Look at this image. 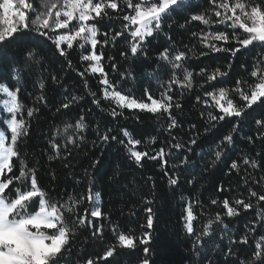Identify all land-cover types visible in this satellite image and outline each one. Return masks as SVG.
<instances>
[{
    "label": "trees",
    "instance_id": "trees-1",
    "mask_svg": "<svg viewBox=\"0 0 264 264\" xmlns=\"http://www.w3.org/2000/svg\"><path fill=\"white\" fill-rule=\"evenodd\" d=\"M30 2L34 3L30 19H34L57 0ZM117 2L119 4V0ZM186 2L189 6L171 14L164 21L162 30L147 38L135 57L130 52L133 42L131 28L125 30L124 24L127 22L123 21V15L132 14V9L126 5L122 6L123 11L107 9L108 16L89 22L95 23L98 29L97 38L101 43L96 51L97 54L103 53L101 66L107 78L122 94L149 103L146 89L153 98L161 99V93L168 87L174 71L179 80H183L185 68L193 73L191 89L172 85L170 94L173 96V107L169 111L176 118L177 126L171 129L169 115L163 110L154 114L138 109H121L114 101L104 98L105 85L100 83L103 76L89 70L91 62L81 60L82 55L92 51L90 45L82 49V42H74L71 50L67 49V45H62L67 53L62 57L47 38L35 33L31 39L19 37L8 45V55L18 60L15 65L20 71L18 80L10 74L14 62L0 58V83H6L10 90L20 89L18 100L23 107L18 118L22 116L29 128L27 135L20 138L16 145L18 157L13 158L14 172L19 174L23 161L26 167L36 170L39 186L47 192L50 201L59 204L68 201L69 196L77 201L83 197L73 214L67 216L70 222L76 216L85 215L87 209L88 218L94 221V225L104 226L101 238L93 236V228L79 227L70 238L59 264H86L89 258L97 260V264H140L145 258L144 245L137 240L135 249H124L119 246L117 236L124 232L141 237L147 231L141 225H146L145 208L149 206L154 215V240L149 245L151 253L148 258L155 259L157 264L170 258L169 249L175 252V259L182 260L183 264H241L251 259L257 241L264 237V219L258 214H264V201L258 202L256 197L250 196L249 191L264 194V137L261 136L264 128H258L255 123L256 119L264 117V110L258 106V102L248 110L247 116L210 121L208 112L216 116L223 113L211 97L205 96V92H214L221 87L234 89L237 80L255 83L250 72L264 49L249 46L248 50L242 49L235 56L213 52L201 56L200 52H208V49L201 44L199 34L226 29L223 25L209 27L191 20L193 14L212 7L208 0ZM212 19L216 18L213 16ZM181 25L185 26L182 28ZM65 31L57 30L55 34ZM227 31L231 33V29ZM116 32L122 35L112 41L110 38ZM194 32L198 35L193 36ZM105 39H108L107 44L103 43ZM34 42L39 43L36 49L40 52V56L36 57L38 63L26 60L24 56L26 51L35 47ZM216 43L223 44L222 41ZM231 44L238 47L235 41H231ZM166 48L172 55L178 51L186 52L188 59L183 68L175 70L160 58L159 54ZM113 64L116 65L115 69ZM217 67L228 72V76L218 78L219 82L209 83L207 75H199L202 68L206 73H211ZM53 77L56 79L53 80ZM40 82L45 85L43 89L39 87ZM242 87L250 94L246 84L242 83ZM198 96L200 100H197ZM73 97L79 99L73 100ZM229 98L240 106L245 103L237 93L231 91ZM94 99L98 103L94 104ZM204 100H208L207 105ZM177 102L181 105L180 109L175 108ZM64 103H70V107L63 108ZM28 109H33L32 117L27 115ZM112 110L121 114L113 117ZM81 116L84 117L82 123L85 126L77 130L75 125ZM10 118L5 110L4 114H0V131L7 133L6 143H11L7 129ZM67 125L72 127L65 131ZM233 126L239 131L232 133L233 143L228 144L223 137ZM124 129L129 137L140 143L129 144V137L123 135ZM105 133L109 137L116 135L118 139L114 141L109 138L104 142L100 137ZM70 135L75 143H68L67 137ZM193 139L196 140L195 144L190 143ZM53 142L59 146L58 151L53 149ZM177 143L183 147L174 148L173 145ZM128 148L146 152L147 155L142 156L138 165ZM161 149L165 154L163 158H149L156 156ZM217 150H222L219 161L215 159ZM185 157L186 165L181 163ZM245 158L249 159L247 165L244 164ZM253 160L256 161L255 166L251 163ZM233 161L238 164L237 169H231ZM169 179H177V184L170 185ZM90 182L92 192L101 194L98 206L106 218L90 216L94 206L88 200ZM213 199L217 200V204L211 203ZM225 199L229 200L230 206L237 208L238 216H226L222 203ZM237 199H243L253 207L244 209L234 203ZM146 201H152L151 205ZM68 203L70 206L73 204L72 201ZM189 206L195 217L194 234L202 233L207 221L213 220L212 234L202 237L203 247L197 246L198 252L193 250L195 235L188 234L184 226ZM217 213L221 214L223 224L215 221ZM245 236L248 243H239ZM109 247L115 248L114 256L106 261L98 259ZM229 249L236 255H224Z\"/></svg>",
    "mask_w": 264,
    "mask_h": 264
},
{
    "label": "snow or ice",
    "instance_id": "snow-or-ice-1",
    "mask_svg": "<svg viewBox=\"0 0 264 264\" xmlns=\"http://www.w3.org/2000/svg\"><path fill=\"white\" fill-rule=\"evenodd\" d=\"M212 6L199 14L191 16L192 21H199L203 25L211 27L212 25L225 26L224 31H207L201 32L200 42L208 52L201 51L200 55H208L209 52L213 53H231L235 56L241 50H248L249 46L259 47L264 49V0H208ZM123 5L132 9V14L123 15L125 30H130L132 43L130 45V52L133 57L137 56L142 50V45L147 42V38L153 37L158 34L163 27L164 21L174 12L182 10L189 6L186 0H57L47 7L46 12H42L34 19H30L34 3L30 0H0V58L7 59L14 62L11 68L13 79H19L20 71L15 66L18 60L11 55H8V45L13 43L19 37L31 39L33 33L41 38L51 40L55 45L56 50L59 51L60 56H65L67 53L62 45H67V49L74 48V42H82L81 48L84 49L86 45H90L92 51L88 54L81 56L82 61L91 62L89 70L92 73H100L103 79L100 80L105 99L114 101L121 109L127 108L129 110L138 109L150 113H168L171 123L169 129L177 126V120L169 111L173 104L172 85H183L191 89L193 87L192 77L193 73L184 69L183 80L177 79L175 71L173 72L171 80L168 82V87L161 93V99H155L145 90L148 100L151 103H145L142 100L131 97L127 94H122L117 90L116 85L113 84L108 78L107 73L101 66L103 53L97 54V46L101 42L98 40V29L95 23H89L96 18L108 16L107 9L116 12L118 9L123 11ZM55 10V11H54ZM216 19L213 20L212 17ZM76 22L74 25L73 22ZM185 25H181L183 28ZM67 30L63 34H55L57 30ZM231 29V33L227 31ZM242 30V31H241ZM122 35L121 32H116L111 36L112 41H116L117 37ZM197 36V33H192ZM223 42L218 44L216 42ZM231 41H235L238 47H233ZM35 47L24 53L25 59L36 61V57L40 56V52L36 49L39 48V43L34 42ZM104 44L108 43V39L103 41ZM227 45V46H225ZM125 55V53H121ZM195 55V53H193ZM160 58L167 61L173 69L179 70L184 67V62L188 59L185 51H178L172 55L166 48L159 54ZM111 59V58H109ZM70 64V61H69ZM242 67L244 65H241ZM112 67L115 69L116 65ZM232 67L231 64L228 65ZM81 75H83L81 73ZM199 75H207V82L218 81L220 77L228 76L227 71H221L219 67L215 68L211 73H206L205 69H201ZM250 77L254 78L255 83H248L247 81L237 80L234 89L219 88L214 92H205V96L211 97L215 106L222 112V115L216 116L212 112H208L210 121H224L225 117H242L248 115V110L252 109L253 105H257L264 110V53H262L256 60V63L250 72ZM56 77H53L55 80ZM219 82V81H218ZM242 83L247 85L250 90L245 91ZM39 87H45L43 82H40ZM108 89H112L109 91ZM19 88L10 90L6 83H0V94H6L7 99L2 101L3 107L0 108V114L6 113L10 115L7 120V129L10 131L11 143H6L7 133L0 131V264H59V261L64 258L67 251L66 246L69 245L70 238L76 233L77 229L81 226L93 228V236L101 238L103 235L104 226L101 224L99 227L94 225V221L88 218L85 209V215L76 216L71 222L67 216L72 215L76 206L82 202L77 201L73 196L68 197V201H72L70 206L68 201L64 203H57L50 201L47 198V192L39 186L36 170L28 168L21 162V168L17 175L13 170V158L18 157L16 145L20 138L25 137L29 131L27 121L18 114L21 112L23 105L18 100ZM230 91L237 93L241 100L245 103L240 106L234 103L232 98H229ZM95 95V94H93ZM43 99V97H40ZM79 97H73V100H78ZM200 100V97H197ZM94 104L98 103L97 100L92 101ZM208 104V100L203 101ZM62 107L68 109L70 103L62 104ZM181 105L175 103V108L180 109ZM115 110H112L111 115L116 117L120 115ZM27 115L33 116V109H28ZM84 117L81 116L80 120L76 122L75 128L77 130L83 129L84 124L82 121ZM258 128H264V117L255 120ZM72 125H67L65 131L71 128ZM111 132V129L108 130ZM123 135L129 137L126 129L122 130ZM207 131V129H206ZM239 131L236 126H233L231 131L223 137V140L228 144L233 143L232 133ZM264 137V132H261ZM117 140L116 135L109 137L105 133L100 137L104 142L109 140ZM69 144L75 143L73 137H67ZM123 143V141H120ZM129 144H139L140 141L133 140L129 137ZM191 144H195L196 140L193 139ZM53 149H59L56 143H52ZM127 147V146H126ZM176 149H181L183 145L177 143L173 145ZM129 153L134 157L136 163L139 165L142 156H146V152L135 151L128 148ZM164 150L161 149L156 156L149 157L155 160L157 156L164 157ZM222 157V150L215 152V159L219 161ZM52 159V157H49ZM215 162V161H214ZM98 163V162H97ZM181 163L187 164V157ZM252 165H256V161H251ZM244 164H249V159L245 158ZM67 166V165H66ZM96 164L94 163L93 167ZM238 164L233 161L231 169H237ZM11 173V175H8ZM167 175V173H165ZM264 179V177H262ZM191 183V181H189ZM170 185L177 184V179H169ZM251 197H256L258 202L264 201V194H258L254 190H249ZM89 202L93 203L94 207L90 213L92 218H106V214L102 212L99 205L101 202V194L99 192H92V184H89ZM151 205L152 201H146ZM213 205L217 204V200H211ZM223 209L226 210V216L229 218L239 215L236 207L230 206L228 199L223 202ZM236 205L242 206L244 209L252 208L251 203H246L243 199H237L234 202ZM147 213L146 225H141L142 228H147L141 237H135L133 234H125L121 232L117 236L118 244L124 249H135L137 247L136 241L140 245H144L143 253L145 258L141 260L140 264H157L155 259L148 258L151 253L149 245L153 242L154 230V215L151 206L145 208ZM264 219V214H260ZM195 217L191 206L187 208V216L185 228L188 234H194L193 221ZM215 221L223 224L224 221L220 213L215 215ZM213 220L209 219L204 225L202 233H196L193 250L198 252L197 246L203 247L202 237H207L212 234ZM227 226L225 225V228ZM158 238V237H156ZM231 239V238H229ZM264 237L257 241L255 251L251 259L247 262L242 261L241 264H264ZM235 243V241H232ZM241 244H247V237H242L239 241ZM115 248L109 247L104 252L102 257L98 259L107 260L115 254ZM169 259L160 260L159 264H183L182 260L175 259V252L169 249ZM227 256H235L231 249L224 253ZM86 264H97V260L89 258Z\"/></svg>",
    "mask_w": 264,
    "mask_h": 264
},
{
    "label": "rangeland",
    "instance_id": "rangeland-1",
    "mask_svg": "<svg viewBox=\"0 0 264 264\" xmlns=\"http://www.w3.org/2000/svg\"><path fill=\"white\" fill-rule=\"evenodd\" d=\"M0 99H1V101H0V108H2L3 107V104H2V101L4 100V99H7V97H6V94H0ZM151 103V101L149 102V104ZM6 111V110H5ZM95 206H98V205H95ZM94 207V206H93Z\"/></svg>",
    "mask_w": 264,
    "mask_h": 264
}]
</instances>
